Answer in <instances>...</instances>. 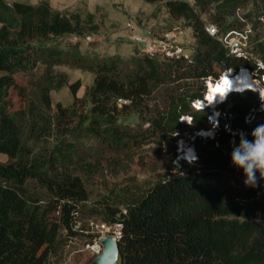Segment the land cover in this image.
<instances>
[{"label": "trees", "instance_id": "trees-1", "mask_svg": "<svg viewBox=\"0 0 264 264\" xmlns=\"http://www.w3.org/2000/svg\"><path fill=\"white\" fill-rule=\"evenodd\" d=\"M139 1L163 4L192 31L190 57L143 54L125 63L83 55L76 46L63 49L57 40L97 34L92 16L83 21L47 2L0 0V156L7 157L0 163V264H50L62 232L75 237L84 230L78 223L89 201L85 179L102 166L101 154H112L118 171L117 158L154 143L171 153L169 175L100 203L102 223L122 226L123 264H264V181L238 192L245 179L231 163L238 135L227 132L241 130L251 140V131L264 124V112L245 124L259 106L257 94H232V120L214 140L196 139L199 167L173 165L183 134L210 129L208 110L192 108L205 81L229 70L264 74L249 58L229 56L206 27L225 35L250 26L251 52L264 64V0ZM42 67L27 85L17 83V76ZM60 67L93 75L83 98L77 97L81 81L70 84ZM66 87L73 103L54 107L52 93ZM184 117L192 124L180 122ZM91 141L98 143L97 165L85 157ZM230 171L240 178L227 179Z\"/></svg>", "mask_w": 264, "mask_h": 264}, {"label": "rangeland", "instance_id": "rangeland-1", "mask_svg": "<svg viewBox=\"0 0 264 264\" xmlns=\"http://www.w3.org/2000/svg\"><path fill=\"white\" fill-rule=\"evenodd\" d=\"M10 4L25 3L37 5L47 2L56 11L66 15H79L83 21L88 16L93 17V23L98 27V32L92 35L89 31L83 37H65L57 40V46L70 49L76 46L83 55L98 56L100 58L116 57L129 63L135 57L143 54L164 57L169 52L179 56L190 57L195 49V40L190 29L183 22L171 19L163 4L150 5L139 0H9ZM264 6V2H263ZM248 7L243 12H248ZM127 23L133 30L126 28ZM172 33L175 37L169 41L166 35ZM143 39L135 43L133 36ZM161 57V58H162ZM166 57V56H165ZM36 71L30 75H19L16 81L19 85H27L35 76H40L44 70ZM57 72L69 76L70 84L81 81V89L77 97L83 98L85 92L93 84V75L81 70L68 67L57 68ZM255 94V93H254ZM257 96V95H256ZM54 107L62 104L65 107L73 103V97L68 87L59 92L52 93ZM210 132V131H205ZM214 135V134H213ZM181 146L191 143V135L183 134ZM177 148V147H176ZM84 151L86 158L92 164H98L95 156L98 153V143L89 142ZM104 156V158H103ZM171 153L157 144H148L135 149L130 155L119 157L118 171L113 165L112 154H101V167L92 176H87L85 186L89 194V201L84 204L81 220L78 225L84 230L77 232V236L70 237L67 232H62L58 247L53 251L50 264H88L95 257L93 250H99L97 236L100 233L115 234L110 229L101 231L103 221L99 213L100 203L111 198V195L121 191L139 192L143 186L151 185L168 174ZM7 157L0 156V163H5ZM185 172V171H184ZM227 179L237 178L238 173H226ZM238 192L243 194L245 185H237ZM90 246V248H88ZM101 250V248H100Z\"/></svg>", "mask_w": 264, "mask_h": 264}, {"label": "built area", "instance_id": "built-area-1", "mask_svg": "<svg viewBox=\"0 0 264 264\" xmlns=\"http://www.w3.org/2000/svg\"><path fill=\"white\" fill-rule=\"evenodd\" d=\"M241 19V18H240ZM242 22H245V20L241 19ZM126 28L129 30H133L132 25H130V23H127ZM206 31L207 33L211 36V37H217L219 42L223 45L224 49L227 51L229 56L232 57H244V58H249L254 65L256 66V68L260 71H264V64L263 62L257 57L255 56L251 50H252V45L250 43V37L253 34L252 29L250 28V26H247L243 31H237V32H229L226 33L225 35H219V31L217 30L216 27L209 25L206 27ZM175 37L174 34L169 33L168 35H166V39L171 41L173 38ZM133 41L135 43H141L143 42V39L140 36L134 35L133 36ZM164 56L168 57V58H173V57H179V55L173 54L172 52L167 53L166 55L164 54ZM185 58H188L185 56ZM242 72H246L250 81H252L253 83L257 84V91H254L251 88H245L243 90L237 91V90H231L227 93L226 97L224 99H220L219 101L216 102L215 106H212L211 103L208 101V96L210 93V89H209V85L211 84L213 87H217L219 84L222 83L223 77L226 76H230L232 77L233 75H235V79L237 78V76L242 73ZM260 89H264V74L260 75V77H257L255 75V73L247 68V69H241L238 71L235 70H229L223 74L220 75V77L218 79H213V78H209L205 81V91H204V95L202 100H196L195 102L192 103V108L195 110H205L207 109L209 112V116H208V122L210 125V129L209 130H202L198 133H195L194 135L191 136V139L193 140L191 143H187L186 146L184 148H182L181 146V142H183V139H179L176 143V157L173 160V165L174 166H178L179 168L182 165H187V166H193V167H199V163H200V156L199 153L197 151V148L195 146V141L198 138L199 140H207V138L202 137V134L205 131H210L214 133V137L209 138L210 140H214V138L217 136L218 132L222 129V127L224 126V124L227 123V121H231L232 120V115L230 114V108L232 107L231 105V95L234 93H244V92H252L257 94L258 98H259V106L257 109H252L249 113L248 116L245 117V124L251 126L253 123H255L256 121V117L259 113L264 112V102L261 101V98L264 99V93L261 94V98L259 95V91ZM120 106L122 105H127L128 102H124V101H119ZM199 105V107H198ZM246 118H248L251 122L250 123H246ZM192 123V119L190 117H184L180 120V122L182 123H186L187 122ZM215 125V126H214ZM241 130L236 131V132H231V130H227L228 133H230L231 135H233V133H239ZM237 136V135H236ZM121 228L122 226L120 224H115L113 226H106L105 224H103L101 226V231H107V230H114L115 234L114 235L116 238H120L121 236ZM102 234L105 233H100L99 238ZM109 234V233H107ZM88 248H90V246H88ZM94 251V255L96 256L99 252H100V248L99 250H93Z\"/></svg>", "mask_w": 264, "mask_h": 264}, {"label": "clouds", "instance_id": "clouds-1", "mask_svg": "<svg viewBox=\"0 0 264 264\" xmlns=\"http://www.w3.org/2000/svg\"><path fill=\"white\" fill-rule=\"evenodd\" d=\"M258 91L261 98L264 89ZM227 93L222 94L220 98L224 99ZM261 101L264 102V99L261 98ZM250 122L246 118V123ZM227 128L228 126L226 125ZM236 135H238V143L235 139L231 141V163L234 167L243 171L245 177L243 183L245 187L256 188L259 181H264V124L257 125L251 131V140L248 139V133L243 131L233 133V136ZM257 173H259V177H257Z\"/></svg>", "mask_w": 264, "mask_h": 264}, {"label": "bare ground", "instance_id": "bare-ground-1", "mask_svg": "<svg viewBox=\"0 0 264 264\" xmlns=\"http://www.w3.org/2000/svg\"><path fill=\"white\" fill-rule=\"evenodd\" d=\"M229 77L230 76L223 77L222 83L217 86V87L221 88V90H222L221 93H216L215 89L217 87H213L211 84L209 85L210 93L208 96V101L211 103L212 106L216 105V102L221 99L220 96L222 94H225L231 90L235 89L237 91H240V90H243L245 88H251L254 91H257V89H259V88H257V84L250 81L246 72L240 73L236 79H235V77H233V78H229ZM226 80L228 81L227 84H225ZM213 134H214L213 132H204L202 134V137H205L208 139L209 137L210 138L213 137L214 136ZM182 148H183V146H182Z\"/></svg>", "mask_w": 264, "mask_h": 264}, {"label": "water", "instance_id": "water-1", "mask_svg": "<svg viewBox=\"0 0 264 264\" xmlns=\"http://www.w3.org/2000/svg\"><path fill=\"white\" fill-rule=\"evenodd\" d=\"M119 240L112 234H102L98 240L101 250L90 264H123Z\"/></svg>", "mask_w": 264, "mask_h": 264}, {"label": "snow or ice", "instance_id": "snow-or-ice-1", "mask_svg": "<svg viewBox=\"0 0 264 264\" xmlns=\"http://www.w3.org/2000/svg\"><path fill=\"white\" fill-rule=\"evenodd\" d=\"M227 83H228V81L226 80V81H225V84H227ZM221 91H222V90H221V88H219V87H217V88L215 89V92H216V93H221ZM198 107H199V105H198Z\"/></svg>", "mask_w": 264, "mask_h": 264}]
</instances>
